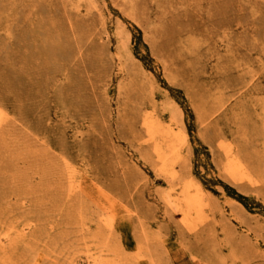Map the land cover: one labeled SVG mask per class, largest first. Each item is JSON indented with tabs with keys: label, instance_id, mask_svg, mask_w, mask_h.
<instances>
[{
	"label": "rangeland",
	"instance_id": "rangeland-1",
	"mask_svg": "<svg viewBox=\"0 0 264 264\" xmlns=\"http://www.w3.org/2000/svg\"><path fill=\"white\" fill-rule=\"evenodd\" d=\"M0 264H264V0H0Z\"/></svg>",
	"mask_w": 264,
	"mask_h": 264
},
{
	"label": "trees",
	"instance_id": "trees-1",
	"mask_svg": "<svg viewBox=\"0 0 264 264\" xmlns=\"http://www.w3.org/2000/svg\"><path fill=\"white\" fill-rule=\"evenodd\" d=\"M180 104V106L182 107V109H183V111H184V113L186 114V117H188V116H190V111L186 108V107H184V105H182V103H179ZM197 155V154H196ZM220 184V183H219ZM221 186H223V185H221ZM225 188V190L228 192V194H229V192H230V194H232V195H230V196H233L234 198H236L238 201H240V202H246V199L244 198V197H242V196H240V195H236L235 193H231V192H233L232 191V189H230V188H228V187H224ZM247 206V205H246ZM247 208V207H246Z\"/></svg>",
	"mask_w": 264,
	"mask_h": 264
},
{
	"label": "bare ground",
	"instance_id": "bare-ground-1",
	"mask_svg": "<svg viewBox=\"0 0 264 264\" xmlns=\"http://www.w3.org/2000/svg\"><path fill=\"white\" fill-rule=\"evenodd\" d=\"M200 242V241H199ZM234 256V255H233Z\"/></svg>",
	"mask_w": 264,
	"mask_h": 264
}]
</instances>
